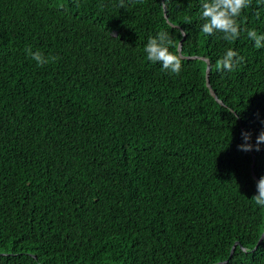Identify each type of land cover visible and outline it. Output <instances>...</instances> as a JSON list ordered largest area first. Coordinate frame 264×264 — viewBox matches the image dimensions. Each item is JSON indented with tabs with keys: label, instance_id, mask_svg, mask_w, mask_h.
<instances>
[{
	"label": "trees",
	"instance_id": "obj_1",
	"mask_svg": "<svg viewBox=\"0 0 264 264\" xmlns=\"http://www.w3.org/2000/svg\"><path fill=\"white\" fill-rule=\"evenodd\" d=\"M199 12V0H0V264H264L251 200L264 46L204 34ZM240 23L264 33V8L253 0ZM161 30L210 61L219 101L204 59L181 58L179 74L146 59ZM227 48L243 57L231 72L217 62Z\"/></svg>",
	"mask_w": 264,
	"mask_h": 264
},
{
	"label": "clouds",
	"instance_id": "obj_2",
	"mask_svg": "<svg viewBox=\"0 0 264 264\" xmlns=\"http://www.w3.org/2000/svg\"><path fill=\"white\" fill-rule=\"evenodd\" d=\"M199 18L203 21L199 30L207 35L222 34L224 40H237L242 32L246 31L247 38L256 47L264 46V33H258L256 29L245 30L240 23V17L244 10L251 7L253 0H199ZM256 4L264 8V0H256ZM121 8L125 7V0H120ZM259 11V9H258ZM172 38L166 30L156 32L147 38L143 51L146 59L151 63H158L161 70L169 74H179L182 71L181 57L177 51L170 49ZM31 58L38 64L48 62L41 51L29 50ZM243 57L238 50L227 48L217 61L226 71L231 72L242 61ZM247 139V137H246ZM264 142V133L257 137V144ZM241 150L248 151L251 145H240ZM255 204L264 208V176H261L256 184V194L251 198Z\"/></svg>",
	"mask_w": 264,
	"mask_h": 264
},
{
	"label": "water",
	"instance_id": "obj_3",
	"mask_svg": "<svg viewBox=\"0 0 264 264\" xmlns=\"http://www.w3.org/2000/svg\"><path fill=\"white\" fill-rule=\"evenodd\" d=\"M164 13H165V17H166V19L168 20L167 13H166V8H165V7H164ZM172 26L175 27V28H179V26H176V25H172ZM183 35H184V38H183V40L179 43V47H178V51H179V53H180V54H179L180 57L183 58V59H187V60L204 59V58H202V57H183V56H182L181 51H182L183 41L185 40V36H186V34H185L184 31H183ZM204 60L207 62V72H206L207 87L210 89V93L212 94V96H213L217 101H219L217 95H216L215 92L213 91V89H212V87H211V84H210L211 63H210V61H209L208 59H204ZM220 103L223 104L221 101H220ZM254 165H255V163H253L252 169L254 168ZM252 174H253V177L258 181L259 179L257 178V176H256V174L254 173V171H252ZM263 240H264V233H263L262 237L260 238V240H259L257 246L255 247L256 249L259 247V245L262 243ZM234 249H235V248H233V250H232V252H231V256H232L233 253H234ZM224 263H227V262L217 263V264H224Z\"/></svg>",
	"mask_w": 264,
	"mask_h": 264
}]
</instances>
